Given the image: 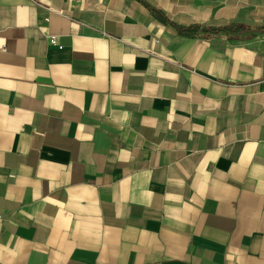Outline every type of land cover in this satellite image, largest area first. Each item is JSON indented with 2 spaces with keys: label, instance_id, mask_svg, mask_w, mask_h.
Here are the masks:
<instances>
[{
  "label": "crops",
  "instance_id": "crops-1",
  "mask_svg": "<svg viewBox=\"0 0 264 264\" xmlns=\"http://www.w3.org/2000/svg\"><path fill=\"white\" fill-rule=\"evenodd\" d=\"M249 29L264 0H0V264H264Z\"/></svg>",
  "mask_w": 264,
  "mask_h": 264
},
{
  "label": "trees",
  "instance_id": "trees-1",
  "mask_svg": "<svg viewBox=\"0 0 264 264\" xmlns=\"http://www.w3.org/2000/svg\"><path fill=\"white\" fill-rule=\"evenodd\" d=\"M193 28L189 29V30H192ZM195 30H197V28H195ZM206 32L208 31V29H204ZM244 29L239 27V26H236V25H230V26H227L225 28H213L211 29V33H219L221 31H225V32H228L232 37H237L239 32H242ZM262 30V29H261ZM249 35H254V33L252 34H249Z\"/></svg>",
  "mask_w": 264,
  "mask_h": 264
},
{
  "label": "water",
  "instance_id": "water-1",
  "mask_svg": "<svg viewBox=\"0 0 264 264\" xmlns=\"http://www.w3.org/2000/svg\"><path fill=\"white\" fill-rule=\"evenodd\" d=\"M245 33H264V30L249 29V30H246Z\"/></svg>",
  "mask_w": 264,
  "mask_h": 264
},
{
  "label": "built area",
  "instance_id": "built-area-1",
  "mask_svg": "<svg viewBox=\"0 0 264 264\" xmlns=\"http://www.w3.org/2000/svg\"><path fill=\"white\" fill-rule=\"evenodd\" d=\"M50 42H51V44H53V45H57L58 42H57V38H56V36H51V37H50Z\"/></svg>",
  "mask_w": 264,
  "mask_h": 264
}]
</instances>
